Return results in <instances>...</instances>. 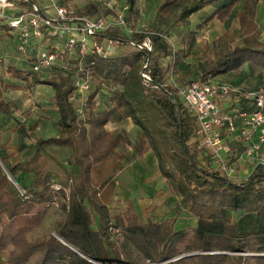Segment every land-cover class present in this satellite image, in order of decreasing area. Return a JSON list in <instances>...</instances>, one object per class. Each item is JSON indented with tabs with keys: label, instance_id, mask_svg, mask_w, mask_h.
Instances as JSON below:
<instances>
[{
	"label": "trees",
	"instance_id": "16d2710c",
	"mask_svg": "<svg viewBox=\"0 0 264 264\" xmlns=\"http://www.w3.org/2000/svg\"><path fill=\"white\" fill-rule=\"evenodd\" d=\"M74 1L78 0H66ZM126 1L128 15L136 13L137 0ZM188 1L162 0L159 11L170 13L181 7L179 23L187 25L192 15L219 0H196L187 5ZM88 2L87 12L76 11L77 15L99 13L96 5ZM259 3L227 0L219 4L195 30L187 31L180 49L157 31L148 35L108 31L104 37L120 41L123 49L111 57H86L83 69L90 74L92 90L86 96L83 114L73 101L76 80L84 76L79 71V57L68 59L50 43L47 50L57 53L67 66L57 64L36 72L35 59L18 53L10 28L0 21V32L15 52L6 65L14 81L0 78V254L6 253L0 264H264V169L258 166L242 182L217 172L210 157L199 149L195 119L177 92L178 87L227 76L246 64L264 69V41L257 23ZM21 5L31 7L29 3ZM239 5L240 43L223 38L220 43L228 44L208 57L200 74L182 77L180 66L195 53L198 33L215 20L227 24ZM132 29L135 31L134 26ZM147 39L152 51L130 45L143 46ZM169 72L171 78L179 76L174 85L169 84ZM38 85L48 86L54 94L59 134L38 137L32 154L24 156L25 142L38 132L43 119L28 123L31 116L7 91L32 90ZM102 94L106 101L100 104ZM234 109L252 110L245 101H235L225 111ZM129 119L138 129L137 154L154 155L169 201L175 200L173 209L163 215L145 219L133 212L114 215L102 199L123 169L126 155L119 148L129 143L125 130L110 132L107 125ZM235 126L237 133H224L229 137L230 163H236L246 147L240 123L235 121ZM8 135L14 137L13 147ZM51 148L69 150L70 163L78 173L72 174ZM61 173L69 187L59 184ZM57 203L66 216L53 230L44 232L50 208ZM234 214L243 217L236 220ZM183 215L194 219L196 225L178 228Z\"/></svg>",
	"mask_w": 264,
	"mask_h": 264
},
{
	"label": "built area",
	"instance_id": "2783aa9c",
	"mask_svg": "<svg viewBox=\"0 0 264 264\" xmlns=\"http://www.w3.org/2000/svg\"><path fill=\"white\" fill-rule=\"evenodd\" d=\"M91 1L99 13L101 7L110 13L79 16L72 2L66 0H0V21L10 28L18 53L35 59L33 69L36 72L48 70L57 64L62 68L67 66L62 57L47 50L50 43L68 59L79 57V71L84 72L83 63L87 56L111 57L118 54L120 41L105 38L108 31L121 29L127 34L153 33L147 29L134 31L129 26L128 3L117 10L113 1ZM21 3H29L31 7L27 8ZM100 37H104L102 41H99ZM130 45L139 50L145 48L152 51L149 39L143 42V46L135 42H130ZM143 76L150 80L147 75ZM75 85L77 91L73 101L81 103L77 111L83 114L86 111V96L92 90L90 74L84 72L83 78L78 77ZM177 92L188 113L195 119L200 135L199 149L210 157L217 172L231 181L242 182L247 181L258 166L264 169V155H261L264 150V84L250 90L213 79L178 87ZM235 101H245L247 108L252 110L226 112L224 104L231 105ZM235 121L240 123V135L246 147L237 162L230 163L229 137H225L224 133H237ZM237 163L241 166L250 164L246 175H238ZM20 192L25 194L23 190Z\"/></svg>",
	"mask_w": 264,
	"mask_h": 264
},
{
	"label": "rangeland",
	"instance_id": "374dc122",
	"mask_svg": "<svg viewBox=\"0 0 264 264\" xmlns=\"http://www.w3.org/2000/svg\"><path fill=\"white\" fill-rule=\"evenodd\" d=\"M89 0H78L73 2V8L78 12H87ZM113 1L117 10L122 9L123 5L127 3L126 0H110ZM227 0H219L215 4L204 7L198 13L192 15L187 25H181L179 23V17L181 15V7H178L172 12L161 13L159 11L162 0H137L136 13L128 15L129 26L135 27L136 31H143L145 29L149 31H157L167 36L170 44L175 49L182 48V38L189 30H195L196 24L200 22L202 18L211 13L216 7H219L221 3ZM196 0H189L186 4L191 5ZM183 6V5H182ZM99 14L108 15L110 11L100 8ZM242 9V5H239L235 9V13L232 19L227 24H221L217 20L210 23L203 31L198 33L197 44L195 53L183 64H181L182 77L192 78L196 74L201 73L202 66L206 65L208 57L213 55V52L218 48L225 46L228 43L221 44L223 38L228 40L235 39V45L240 43V29L236 14ZM257 23L259 25V37L264 41V0H260L257 9ZM9 39L3 36L0 32V58L3 63L0 65V78L4 77L8 81H14L11 75L6 72L7 64L6 57L12 58L15 55L14 47L9 43ZM232 48L233 46H229ZM118 54L121 53L122 47H117ZM164 66V61L162 62ZM3 70V71H2ZM2 71V74H1ZM4 75V76H2ZM169 84H173L178 81L179 76L171 78V72H169ZM45 78V77H44ZM217 81L223 83H233L239 81L241 86L246 89H253L259 84H264V69L246 64L233 74L227 76H221L216 78ZM23 85V83L18 82ZM52 90L47 86H37L32 90H11L7 91V95L11 100L16 103H20L25 107L26 113H29L31 117L27 118L28 123L37 121V117H42L43 122L36 134H34L30 140L26 141V149L22 153L24 156H29L34 150V144L38 137H52L59 134L58 131V112L54 106V100L52 96ZM98 101L103 104L106 101V96L102 94ZM77 108L81 103H76ZM25 113V114H26ZM33 113H35L33 115ZM7 125V124H6ZM126 130L129 131V143L126 146L120 147L119 151L126 155V162L123 165L122 172L118 178L117 183L114 182L110 185V188L102 194L103 201L111 208L112 213L117 215L118 213L133 212L144 219L149 215H163L173 209L174 202H170V194L167 190L165 180L157 169V163L152 156L141 157L136 152V146L138 143V135L132 124H128ZM7 136L11 147L14 146V137ZM51 152L55 153V156L59 161L69 168L72 174H77L76 167L70 163V151L59 150L57 148H51ZM264 155V150L262 154ZM237 173L240 177L246 175L250 169V164L241 166L235 164ZM62 174V173H61ZM59 184L64 187H69L70 182L62 174ZM30 181V180H29ZM116 183V184H115ZM66 214L60 206V203L52 205L50 212L44 222V232H49L55 228L64 218ZM234 219L243 217L241 214L233 215ZM196 221L190 219L187 215H183L177 224L178 228H184L187 226H195ZM6 253L0 254V262L4 260ZM33 264V263H32Z\"/></svg>",
	"mask_w": 264,
	"mask_h": 264
},
{
	"label": "crops",
	"instance_id": "0c3cea01",
	"mask_svg": "<svg viewBox=\"0 0 264 264\" xmlns=\"http://www.w3.org/2000/svg\"><path fill=\"white\" fill-rule=\"evenodd\" d=\"M74 2H76V1H74ZM73 3V2H72ZM7 59H6V61L4 60V62L8 65L9 63H11L10 61H11V58H9V57H6ZM2 63H3V61H2V59L0 58V65L2 66ZM0 69H1V67H0ZM3 71V70H2ZM2 71H1V73H2ZM234 73V72H233ZM232 73V74H233ZM230 75V74H229ZM235 82H238V83H240L239 81H235ZM38 86H40V85H38ZM44 86V85H43ZM257 86H259V85H257ZM257 86H255V88L257 87ZM48 87V86H47ZM254 89V88H253ZM54 94L52 93V96H53ZM229 103H226V104H224V108H228L229 107ZM24 109H25V107L24 106H22ZM103 107H105L104 105H102V107L101 108H103ZM128 124H132V127L135 129V131H136V133H137V135H138V142H139V134H138V129L133 125V123H132V121L129 119V120H127V121H125L124 123H111V124H108L107 125V129L110 131V132H114V131H118V130H125L127 133H128V136H129V131H127L126 130V126L128 125ZM129 140H130V138H129ZM138 144V143H137ZM146 156H152L154 159H155V161H156V163H157V160H156V158L154 157V155L152 154V153H148V154H146L145 156H143V157H146ZM125 162H126V160H125ZM124 162V163H125ZM124 165V164H123ZM157 169H158V165H157ZM159 171V170H158ZM122 172V171H121ZM121 172L118 174V176H117V178H116V180L118 181V178H119V176H120V174H121ZM117 183V182H116ZM115 183V184H116ZM108 188H110V186L108 187ZM107 188V189H108ZM106 191V190H105ZM104 191V192H105Z\"/></svg>",
	"mask_w": 264,
	"mask_h": 264
}]
</instances>
